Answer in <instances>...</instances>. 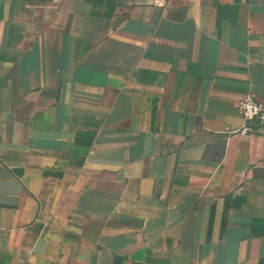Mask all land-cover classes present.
I'll return each mask as SVG.
<instances>
[{
	"label": "crops",
	"instance_id": "0c3cea01",
	"mask_svg": "<svg viewBox=\"0 0 264 264\" xmlns=\"http://www.w3.org/2000/svg\"><path fill=\"white\" fill-rule=\"evenodd\" d=\"M246 94L264 0H0V264H264Z\"/></svg>",
	"mask_w": 264,
	"mask_h": 264
},
{
	"label": "built area",
	"instance_id": "2783aa9c",
	"mask_svg": "<svg viewBox=\"0 0 264 264\" xmlns=\"http://www.w3.org/2000/svg\"><path fill=\"white\" fill-rule=\"evenodd\" d=\"M238 111L244 122H257L260 129L264 131V105L257 102L252 95L246 94L239 101ZM237 131L241 134L253 132L248 125H242Z\"/></svg>",
	"mask_w": 264,
	"mask_h": 264
}]
</instances>
